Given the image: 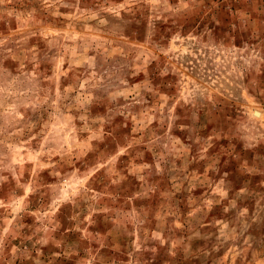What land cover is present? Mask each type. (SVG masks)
Instances as JSON below:
<instances>
[{"label": "rangeland", "instance_id": "rangeland-1", "mask_svg": "<svg viewBox=\"0 0 264 264\" xmlns=\"http://www.w3.org/2000/svg\"><path fill=\"white\" fill-rule=\"evenodd\" d=\"M0 264H264V0H0Z\"/></svg>", "mask_w": 264, "mask_h": 264}]
</instances>
